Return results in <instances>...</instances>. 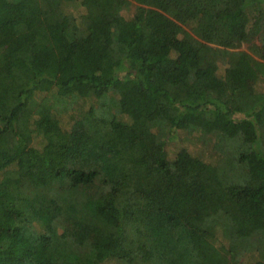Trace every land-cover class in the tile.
<instances>
[{
    "label": "trees",
    "instance_id": "trees-1",
    "mask_svg": "<svg viewBox=\"0 0 264 264\" xmlns=\"http://www.w3.org/2000/svg\"><path fill=\"white\" fill-rule=\"evenodd\" d=\"M255 1L0 0V264H264V90L218 73L264 79Z\"/></svg>",
    "mask_w": 264,
    "mask_h": 264
},
{
    "label": "rangeland",
    "instance_id": "rangeland-1",
    "mask_svg": "<svg viewBox=\"0 0 264 264\" xmlns=\"http://www.w3.org/2000/svg\"><path fill=\"white\" fill-rule=\"evenodd\" d=\"M261 5L264 7V0H259ZM257 3L254 0V5L250 8V14L251 16L255 15L256 11L254 10L253 7H257ZM69 9H73V6L70 7ZM126 15L132 14V10L128 11L125 13ZM247 44L242 45L240 49H246ZM228 71V73L231 75L232 80L239 85L243 91H254L255 89L257 90H264V79L263 78H254L251 76L248 66L245 64H239L236 66H230L221 61L219 63V70L218 73L219 75H224ZM137 96L140 100L141 103L146 104L145 100L141 97L140 91L137 93ZM92 102V100L87 99V98H80L78 99L75 103L72 104L71 109L64 111L62 115V119L64 122V125L66 128L71 127V123H74V119L79 117V114H74L79 108H88L89 104ZM148 107L145 111H148ZM235 117H245L243 113H235ZM37 144L40 145V141H35ZM223 145V142L221 143ZM214 145V136L212 134H208L207 136H200L199 132L196 131H187V130H179L177 132V136L173 138L172 140H169L167 142V151H168V156L171 159H174L178 152L180 150H186L192 153L193 155H201L205 159H214L216 158V154L213 151V146ZM230 159V154L228 155ZM234 165L233 163V156H232V166ZM230 167V166H229ZM107 220L111 223L115 222V215L113 213H107L106 217ZM46 225L49 228V231L52 232L54 235L57 237L59 236H65V237H72L75 235H78L81 230L80 225L76 224H65L61 220H56V223L53 225L50 220L46 221ZM37 230L39 231H44L46 230V226L44 225L43 228H40V226L37 224L36 225ZM111 249V241L108 240L106 241L101 247H100V254L102 257L108 251ZM258 257V254L256 252L253 253H247L244 256H241V259L243 258L244 260H250L254 261ZM103 264H120L117 262L115 259H107L103 262Z\"/></svg>",
    "mask_w": 264,
    "mask_h": 264
}]
</instances>
